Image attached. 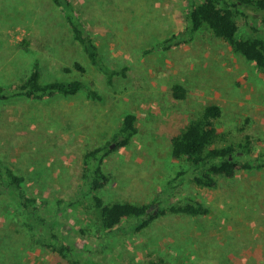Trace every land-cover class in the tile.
Masks as SVG:
<instances>
[{
  "label": "rangeland",
  "instance_id": "1",
  "mask_svg": "<svg viewBox=\"0 0 264 264\" xmlns=\"http://www.w3.org/2000/svg\"><path fill=\"white\" fill-rule=\"evenodd\" d=\"M71 3L104 63L126 66V75L107 81L52 0H0V85L24 80L38 61L42 82L93 81L101 95L0 99V163L24 176L28 194L48 200L44 212L55 221L53 231L74 247L67 259L37 243L15 197L0 185V264H264V167L219 176L215 187L185 180L161 193L180 166L170 155L171 137L207 104L222 109L216 123L224 142L249 135L250 155L264 151V73L207 28L184 44L156 48L186 27L185 0ZM239 24L243 31L248 25L264 31L258 19ZM75 61L84 73L65 70ZM174 83L186 89L184 98L173 96ZM127 112L135 113L138 132L104 158L110 181L100 196L165 205L191 197L209 208L207 214L168 213L140 231L125 222L104 233L96 228L90 197L59 210V199L76 197L83 185L84 153L111 140Z\"/></svg>",
  "mask_w": 264,
  "mask_h": 264
},
{
  "label": "trees",
  "instance_id": "2",
  "mask_svg": "<svg viewBox=\"0 0 264 264\" xmlns=\"http://www.w3.org/2000/svg\"><path fill=\"white\" fill-rule=\"evenodd\" d=\"M66 14V22L72 31L73 38L79 43L89 61L103 70L109 83L116 76L126 75V66L120 68L107 66L99 52L93 35L77 14L72 12L71 0H52ZM187 6V25L183 30L172 33L161 42L155 44L159 49H170L190 40L191 36L203 28L209 29L214 37L227 41L233 50L251 61L264 73V31L254 25H248V19L260 20L264 24V0H185ZM248 25V30H241L239 21ZM27 42V41H26ZM76 69L84 73L85 67L78 61L65 70ZM42 70L36 61L22 81L0 85V99L25 96L33 99H45L57 94L74 95L79 91L93 99H99L100 93L79 79L71 81L42 82ZM175 98H184L186 89L180 83L172 85ZM222 109L218 104H207L202 111L171 137V158L180 163L174 175L166 181L161 193L173 190L185 180L195 186L215 187L218 177L232 178L239 170L264 167V151L257 155L252 152V141L249 135L243 140L226 141L225 133L218 128L216 120L220 118ZM137 117L133 112L124 114L118 130L111 140L88 149L82 158L83 185L76 197L69 201L59 199V210L66 205L77 204L78 199L90 197L96 209L95 225L99 231L110 233L130 223L132 229L140 231L148 227L155 219L168 213H184L191 216L203 215L209 208L203 203L188 197L170 204L155 200L150 204H138L126 200L106 201L98 193L108 185L109 175L103 168L104 158L111 152L127 146L138 132ZM24 176L15 172L5 163H0V185L4 194L15 197L20 212L25 216L26 224L33 232L37 243L55 251L62 257L72 259L74 247L68 244L65 237L54 232V219L44 212L48 207L47 199H39L26 192L23 186ZM48 232V233H47ZM136 264V263H119ZM139 264V263H138ZM143 264H163L161 260L150 259Z\"/></svg>",
  "mask_w": 264,
  "mask_h": 264
}]
</instances>
